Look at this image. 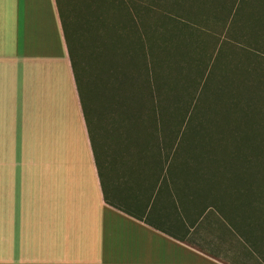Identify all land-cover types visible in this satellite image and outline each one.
<instances>
[{"label": "crops", "instance_id": "obj_1", "mask_svg": "<svg viewBox=\"0 0 264 264\" xmlns=\"http://www.w3.org/2000/svg\"><path fill=\"white\" fill-rule=\"evenodd\" d=\"M154 167L100 175L57 0H0V264H264L233 212L193 245L185 177Z\"/></svg>", "mask_w": 264, "mask_h": 264}, {"label": "rangeland", "instance_id": "obj_2", "mask_svg": "<svg viewBox=\"0 0 264 264\" xmlns=\"http://www.w3.org/2000/svg\"><path fill=\"white\" fill-rule=\"evenodd\" d=\"M61 1L97 147L113 176L152 175L155 153L170 154L176 134L190 147L171 164L189 166L198 155L205 171L234 175V184L202 179L201 195L189 191L196 216L212 202L191 221V243L213 250L219 206L249 196L237 188L255 195L252 170L264 171V0ZM162 106L183 112L165 132L155 118Z\"/></svg>", "mask_w": 264, "mask_h": 264}, {"label": "trees", "instance_id": "obj_3", "mask_svg": "<svg viewBox=\"0 0 264 264\" xmlns=\"http://www.w3.org/2000/svg\"><path fill=\"white\" fill-rule=\"evenodd\" d=\"M57 3H58L59 10H60V13H61V16L63 19L64 33H65V37H66L71 61H72V66H73L74 74H75V77L77 80L84 114H85L86 121L88 124L90 139H91L92 146H93V149L95 152L96 162H97V165H98V168L100 171V175H101V172H102L101 170H103L105 165H106V167H108V169L110 171H111V169L108 166V163L102 162L101 157H100V152H99V149L97 147L98 145H97V141H96V137H95V133H94V129H93V121H92L90 109L88 106L87 93H86V90L84 88V78H83V75L81 73V68L79 66L78 60L76 58L75 47L73 45V41L71 40L72 35H70L69 28L67 27V24H66L65 11H64V8L62 5V1L57 0ZM152 93L153 92L151 91V96L153 95ZM160 96H161L160 94L157 95L156 102H159L161 100L162 96L161 97ZM163 101H165V100L163 99ZM172 109L173 110H170L169 107L168 108L163 107V108H161V110L158 113V108H154V113L155 114L158 113V115H155V118L157 121H159L161 123L160 128H161L162 132H165L167 130V128L166 129H162V128H163V126H165V124H167L169 122V119L171 117L174 119L175 116L177 117L180 114L183 115V112L176 111V109H177L176 106L172 107ZM166 126H169V125L167 124ZM176 135H177L176 140L171 144L172 149H171L170 154L167 153L165 155V157H162V156L159 157L158 161L167 162L168 168H170L169 172H171V170L174 169V176L175 177L180 178L182 175H184V177L189 175L188 176L189 178L188 177L185 178V185L187 186V187H185V190L189 189L190 192L193 191L194 197L201 195V187L200 186H201L202 179L205 180V182L207 184H211L213 186L215 184H217L219 182V180L223 181V179H226L228 181V182L226 181L224 183L234 184L236 179H235L233 174L231 176V173H229L230 172L229 170L220 169L218 171L215 170V171H211V172L205 171L204 166L202 165L203 164L202 161L204 160V158H203V160L199 159L197 152L194 155V157L197 155L198 162H193L192 165L188 166L187 164H184V165L182 164L179 167H176L175 165L171 164L172 162L176 161V159H177V156H176L177 154H175V153H180V155L179 154L178 155L180 157L182 156V158H183L185 152L189 151L188 147H190L189 146L190 143H188L185 138H183V137L181 138L179 136V134H176ZM254 141H255V139H254ZM252 143H253V140H252ZM174 144H175V146H173ZM243 148L244 147L240 148L238 151H241ZM259 148H260V150L263 149L260 146H259ZM193 149H195V148H193ZM163 151L164 150H162V149L159 150V152H161V153ZM240 159L244 163V165H243V163L241 162V164H242L241 166H248V165H246L247 162H249L247 159L241 158V157H240ZM183 169L186 171L185 174H182ZM190 169L194 171V172H192V174L189 173ZM187 173H189V174L187 175ZM249 173H251V172H249ZM254 173L256 174V176L253 175ZM247 174L248 173H246V175ZM251 174L254 176V178H256V180H254V179H252V180L254 182H256L257 185L260 187L258 189H255V192L253 191L256 196L253 195V193L250 191L251 190L250 188L243 187V185H242L243 189L237 188L238 191H241L246 196L247 195H249V196L241 197V194H240V195H238L239 197L237 196L235 198H232L233 203L231 205H228V206H230L229 208L228 207L224 208L223 206H225V205H223V203H221L219 208H220V211L222 213H224L230 209L233 210L232 215L237 216L239 220H243V221L245 220L246 222H249V224H264V171L252 170ZM216 178H218V179H216ZM237 182L240 183V181H238V180H237ZM249 182H251V181H249ZM194 197H192V198L194 199ZM193 199H192V203L193 202L195 203V201ZM222 199L223 198H220V199L217 198L218 201H222ZM209 201L210 200L206 199V204L201 205V207H200L201 209L199 211L198 217H200V214H202L206 208L210 207V204L212 202L210 203ZM226 206H227V204H226ZM248 210H251V211L254 210L255 212H251V211L249 212ZM259 212H262V213H259Z\"/></svg>", "mask_w": 264, "mask_h": 264}]
</instances>
